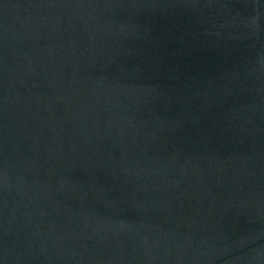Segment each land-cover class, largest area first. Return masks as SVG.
<instances>
[{
	"label": "water",
	"instance_id": "water-1",
	"mask_svg": "<svg viewBox=\"0 0 264 264\" xmlns=\"http://www.w3.org/2000/svg\"><path fill=\"white\" fill-rule=\"evenodd\" d=\"M0 264H264V0H0Z\"/></svg>",
	"mask_w": 264,
	"mask_h": 264
}]
</instances>
